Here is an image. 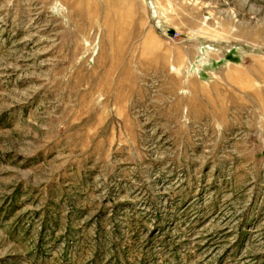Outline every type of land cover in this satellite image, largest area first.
<instances>
[{
    "label": "rangeland",
    "instance_id": "rangeland-1",
    "mask_svg": "<svg viewBox=\"0 0 264 264\" xmlns=\"http://www.w3.org/2000/svg\"><path fill=\"white\" fill-rule=\"evenodd\" d=\"M0 264H264V0H0Z\"/></svg>",
    "mask_w": 264,
    "mask_h": 264
}]
</instances>
